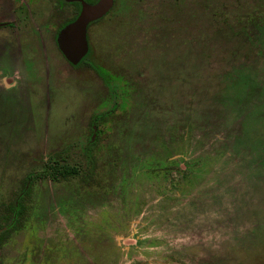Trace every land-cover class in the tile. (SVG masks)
Masks as SVG:
<instances>
[{
    "label": "rangeland",
    "instance_id": "374dc122",
    "mask_svg": "<svg viewBox=\"0 0 264 264\" xmlns=\"http://www.w3.org/2000/svg\"><path fill=\"white\" fill-rule=\"evenodd\" d=\"M56 2L0 40L42 64L0 89V264H264V0H115L76 68Z\"/></svg>",
    "mask_w": 264,
    "mask_h": 264
},
{
    "label": "flooded vegetation",
    "instance_id": "af4514ba",
    "mask_svg": "<svg viewBox=\"0 0 264 264\" xmlns=\"http://www.w3.org/2000/svg\"><path fill=\"white\" fill-rule=\"evenodd\" d=\"M56 4L55 6L60 7L62 4L64 5H69L72 6V12H73V16L72 18L69 20V22L60 30L58 37H57V46L59 49V54H56L58 56V60L60 61L64 56V58L67 59V61L71 64L74 65L73 67L69 66L67 63H65L66 65H68V69L71 70L69 67L71 68H76L79 65L83 64H88V62L90 63V55H91V50L89 47V31L90 29L95 26L98 25L101 21H103L107 16H109V14L113 11L114 6H115V0H113V6L112 8L109 10V12L103 16L102 18H100L99 20L93 21L91 23L88 24L87 29H86V36H87V43H88V50L86 52V54L80 59L79 62L77 63H73L71 62V60L67 57V55L64 53L63 49H62V44H61V34L62 32L67 29L70 25H72L73 23H75L77 21V19L79 18V16L81 15L82 11H83V7L85 4L87 5H94L95 3H97L99 0H56ZM41 0H0V21H8L7 24L2 25L0 23V29H3L5 31H8L9 36L7 35H1L0 36V40H4L5 44H10V40H8V38H10V35L12 33H16L18 31H20L21 29L18 27V24L20 19L22 20H27L26 17H24L25 15L28 14V17H30V20L33 21L34 23L30 24L28 22H26L23 26L24 30L22 35L27 36V38L25 39L23 37V40H25V42H28L30 44L31 47H36V46H41L43 47L44 45L41 44L42 43V33L41 30L39 29L40 26L36 25V22L32 16V11L36 8V6H38L40 4ZM9 16H15L16 21L13 20H8ZM13 21V22H11ZM8 29V30H7ZM6 37V38H5ZM3 49V48H2ZM24 49H27L26 47H24ZM42 49V48H41ZM4 53H0V81H7V80H11L12 82L9 83L8 86H4L3 84L0 83V89L4 90L6 92H12V94H14L15 96H20L21 94H23L24 92H28L29 91V77L26 74V70H25V66L29 68H35V71L39 72L40 69V61L37 63H34L33 58H30L27 62V60L24 61V71L21 69V58L19 60H7L6 61V54H7V49L4 48ZM45 53L42 50V56H41V61H44L45 63ZM62 57V58H61ZM126 61V59H125ZM28 63L30 65H28ZM34 63V64H33ZM47 63V61H46ZM21 64V65H20ZM14 65H19L20 69V73L19 77L17 79H15V77H13L14 75H9L7 74V70L9 69V66H14ZM30 70V69H29ZM37 79H39V77H36L33 79V81H37ZM31 82V81H30ZM32 84V83H31ZM33 88V87H31ZM105 115V114H103ZM103 115H100L103 116ZM99 117V116H97ZM96 117V118H97ZM96 123V121H95ZM94 123V124H95Z\"/></svg>",
    "mask_w": 264,
    "mask_h": 264
},
{
    "label": "water",
    "instance_id": "95a60500",
    "mask_svg": "<svg viewBox=\"0 0 264 264\" xmlns=\"http://www.w3.org/2000/svg\"><path fill=\"white\" fill-rule=\"evenodd\" d=\"M113 6V0H99L94 5L85 4L77 21L65 29L60 38L62 49L73 63H77L88 50L86 29L89 23L105 16Z\"/></svg>",
    "mask_w": 264,
    "mask_h": 264
},
{
    "label": "trees",
    "instance_id": "16d2710c",
    "mask_svg": "<svg viewBox=\"0 0 264 264\" xmlns=\"http://www.w3.org/2000/svg\"><path fill=\"white\" fill-rule=\"evenodd\" d=\"M92 1H94V0H92ZM74 172H75V170L70 169L68 167H61L59 169L57 166H54V165L53 166H49L44 173L42 172V173H39V174H30V175H28L26 177V179H24V186L32 184L40 176L46 177V178L50 179L53 182H58L59 180H61V177L62 178H68ZM13 210L16 211V206H13ZM17 213H20L19 209H18ZM11 229H14V226H11L10 228H8L7 232L9 230H11ZM5 235H6V232L3 233L2 237H4Z\"/></svg>",
    "mask_w": 264,
    "mask_h": 264
}]
</instances>
